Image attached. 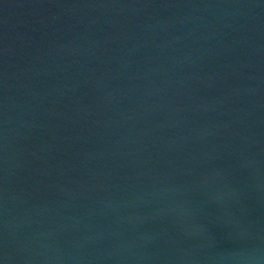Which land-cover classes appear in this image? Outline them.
Returning <instances> with one entry per match:
<instances>
[{"label":"water","instance_id":"water-1","mask_svg":"<svg viewBox=\"0 0 264 264\" xmlns=\"http://www.w3.org/2000/svg\"><path fill=\"white\" fill-rule=\"evenodd\" d=\"M0 264H264V0H0Z\"/></svg>","mask_w":264,"mask_h":264}]
</instances>
